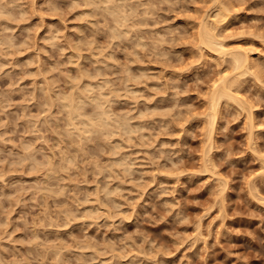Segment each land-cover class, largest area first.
Returning <instances> with one entry per match:
<instances>
[{"label":"rangeland","instance_id":"rangeland-1","mask_svg":"<svg viewBox=\"0 0 264 264\" xmlns=\"http://www.w3.org/2000/svg\"><path fill=\"white\" fill-rule=\"evenodd\" d=\"M0 264H264V0H0Z\"/></svg>","mask_w":264,"mask_h":264},{"label":"bare ground","instance_id":"bare-ground-1","mask_svg":"<svg viewBox=\"0 0 264 264\" xmlns=\"http://www.w3.org/2000/svg\"><path fill=\"white\" fill-rule=\"evenodd\" d=\"M217 1L218 0H216V2ZM218 4L219 5H218V8H217V11L214 12V15L213 14L212 15L208 14L210 16H208V18L205 19V21H202V24H201V27H200V31L202 33L200 35H201L202 38H201L200 42H201V45H203L204 47L209 48L210 50L211 49L212 50L214 49L216 52H218V54H220V56H229L230 59H231V62L233 63V65H234V67L236 69V72H237L236 75L239 78L244 73L250 72V70L252 71L253 67L256 66V64L254 62L255 55L253 54V52L250 49H247V47L244 48L245 46L244 47L243 46H235L233 48L228 47L226 45L227 43L225 44V42H224V39H226V38H221L219 36V34L217 33V29L225 22V20L227 19V16L229 15V13H231L229 11L231 8L229 7L230 9H228L227 5L226 6H223L219 2H218ZM223 37H225V36H223ZM222 58H224V57H222ZM230 77L227 76V75H225V77L222 78L223 80L221 79L222 81L219 84L216 85L215 90H214V93L212 95L213 96L212 97V102H211L212 103V109H210L211 110V114L210 115H211V118H212V123H214V124H215V121H216V118H217V113L219 111L218 104L220 102H222L221 100H227V99L228 100L229 99H232L233 100L234 97H235V100H236L239 97V96L237 97L236 93H235V96H234V94L232 92V88L235 86V85H233L234 82H235V77L233 76L234 77V80L233 79L230 80ZM234 92H236V91H234ZM102 95L100 94L99 96H102ZM69 98L71 99L70 101H76V100H72L71 97H69ZM69 98H67V99H69ZM224 98H226V99H224ZM241 100H240V102H241ZM64 101H66V100H64ZM103 101H104V99H103ZM240 102H239V104H240ZM73 103L74 102H69L68 103L69 106L67 105L69 107V112L72 115H74V114L81 115L82 113L80 111H82V110L79 109V106L80 105L77 104V105H79L78 108H77V106H73V105H76L75 103L74 104ZM102 106L99 105V107H100L99 110H101L99 112L101 114V116H99V117H102L105 120V119H107L111 115H109V113H108L109 110L106 111V108L102 110ZM83 115L86 116V114H83ZM97 119H99V118H97ZM108 119H110V117ZM92 120H94V119H92ZM87 121H89V120H87ZM90 122H88V123H90ZM100 123H102V122L100 121ZM100 123L98 122L97 124H100ZM105 123H103V124H105ZM108 124H110V122ZM96 126H99V125H96ZM102 126H100V127H102ZM107 126L108 125H106V127ZM96 128H94V129L96 130ZM208 139H209L208 141L210 142L209 144H212V139H213L212 138V134L209 135V138Z\"/></svg>","mask_w":264,"mask_h":264}]
</instances>
